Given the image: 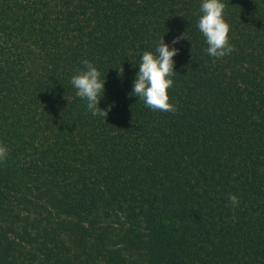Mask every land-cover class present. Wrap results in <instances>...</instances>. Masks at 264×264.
<instances>
[{"label":"trees","instance_id":"16d2710c","mask_svg":"<svg viewBox=\"0 0 264 264\" xmlns=\"http://www.w3.org/2000/svg\"><path fill=\"white\" fill-rule=\"evenodd\" d=\"M221 2L215 58L202 0H0V264H264V0ZM162 38L175 113L130 94Z\"/></svg>","mask_w":264,"mask_h":264},{"label":"clouds","instance_id":"9594fccd","mask_svg":"<svg viewBox=\"0 0 264 264\" xmlns=\"http://www.w3.org/2000/svg\"><path fill=\"white\" fill-rule=\"evenodd\" d=\"M225 4L221 0H202L197 27L206 38L207 53L215 58H223L235 51L234 45L229 42L230 25L224 19ZM184 34L173 39L175 45ZM178 49L171 47L162 38L156 47L155 53L145 51L139 62L133 89L130 93L142 100L146 107L154 111L175 113L177 107L169 102L168 90L173 87L171 79L175 75L174 56ZM84 69L71 77L70 83L76 89V95L86 101V109L93 116L107 118L112 105L106 109L99 107L105 93L106 79H101V72L89 60L81 61ZM8 150L0 144V162L6 160ZM228 200L233 207L239 205V198L229 194Z\"/></svg>","mask_w":264,"mask_h":264}]
</instances>
